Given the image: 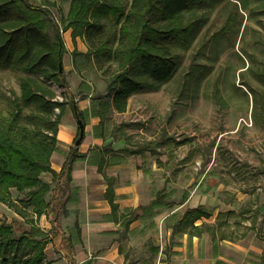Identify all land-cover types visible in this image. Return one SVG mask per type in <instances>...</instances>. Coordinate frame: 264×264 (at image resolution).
Returning <instances> with one entry per match:
<instances>
[{"label": "rangeland", "instance_id": "1", "mask_svg": "<svg viewBox=\"0 0 264 264\" xmlns=\"http://www.w3.org/2000/svg\"><path fill=\"white\" fill-rule=\"evenodd\" d=\"M29 2L48 7L62 23L71 0ZM185 20H194L196 26L190 46L175 43L179 66L174 77L157 89L134 94L127 115L106 120L95 131L111 142L108 161L121 158L143 174L144 203L159 194L172 203L141 214L129 229L113 231L115 242L124 264H187L172 258V249L184 234L170 235L168 229L173 231L189 206L200 201L211 216L196 225H203L202 231L215 250L225 240L237 244L254 238L259 252L263 250L254 264H264V0H197L185 13ZM77 62L75 70L84 78L78 92H91L86 76H97L92 104L99 108L107 97L103 72L93 74L92 68L80 59ZM71 63L74 56L66 51L64 72ZM23 76H27L23 71L0 68V112L9 111L20 97ZM65 77L67 80L68 74ZM38 78L46 81L56 96L66 98L57 107L59 111L55 109L56 114L71 108L68 88ZM94 151L89 160L99 162L100 151ZM23 197L13 191L14 199ZM15 218L24 223L13 210L0 205V219L11 222ZM51 220L53 228L48 231L61 237L67 234L61 221ZM38 224L41 227L39 220ZM70 231L69 242L46 247L53 264H75L67 253L57 251L64 246L74 252V246L82 244L75 227ZM94 257L96 254L86 264L98 261Z\"/></svg>", "mask_w": 264, "mask_h": 264}, {"label": "trees", "instance_id": "2", "mask_svg": "<svg viewBox=\"0 0 264 264\" xmlns=\"http://www.w3.org/2000/svg\"><path fill=\"white\" fill-rule=\"evenodd\" d=\"M196 1L71 0L66 19L59 23L48 7L32 6L29 0H0V68L27 74L20 78V97L9 111L0 112V203L24 220L0 219V264H53L46 247L57 245L62 238L57 232H46L38 220L44 214L55 219L57 207L63 209L65 202L61 204L59 199L67 193L75 162L85 157L72 147L60 173L51 166L64 109L56 114L61 103L54 101L55 92L38 76L69 88L59 65L60 56L67 51L62 32L72 29L73 41L82 37L88 45L87 53H73L75 67L80 59L85 67L103 72L108 92L99 105L103 119L111 108L125 112L134 94L157 89L174 77L179 66L174 47L191 44L196 23L186 21L185 13ZM71 107L85 125V113L73 97ZM78 137L79 132L76 140ZM44 173H50L57 183L54 190L42 178ZM14 190L25 197L14 199ZM50 193L53 196L48 202ZM105 197L115 213L118 206L111 188ZM171 206L159 194L148 205L129 211L121 226L129 229L141 213ZM209 216L203 205L189 209L173 233L194 234L200 230L195 222ZM75 229L81 236L78 223Z\"/></svg>", "mask_w": 264, "mask_h": 264}, {"label": "crops", "instance_id": "3", "mask_svg": "<svg viewBox=\"0 0 264 264\" xmlns=\"http://www.w3.org/2000/svg\"><path fill=\"white\" fill-rule=\"evenodd\" d=\"M72 32L73 30L70 29L64 33L68 54L72 56L75 50L87 53L89 48L84 38L77 37L76 42H74ZM92 70L93 74L101 72L95 67ZM65 73L68 74L70 96L74 98L79 110L85 113V119H89L85 124L84 138L81 144L76 146L75 142L79 132L78 118H76L72 107L64 111L61 124L59 125L57 150L51 157L52 168L57 173H60L74 145L80 154L85 155L84 158L78 159L74 164L72 181L67 187V193L63 200L59 199L61 204L65 202L64 207L63 209L62 206L57 207L58 213L54 219L61 221L62 227L64 225L63 231L67 233L62 234V243L70 241V230L78 223L81 229L80 238L82 244L75 245L74 252L71 251V248L67 249L64 246L57 248V251L62 254L67 253L68 257L71 256L70 259H75V264H86L89 257H93L94 254H96L94 258H97L98 261L91 264H111L110 261L115 264H124L125 261L119 254L118 244L115 242L117 237L113 235V231L116 232L120 227H123L121 224L129 216L128 213H125L126 210L130 209V211H133L141 205H148L152 200L148 204L142 201L143 174L136 169L134 170L131 165H128L126 161H122L121 158L114 157L113 160L108 161L111 156L108 153L111 150V142H108L102 133L96 134L95 131L99 126L107 122L106 120L111 121L115 116L127 115L130 112V103L125 112L120 113L111 108V112L109 114L105 112V117L102 119L99 116L101 109L94 108L92 104V96L96 86H94V81L97 76L87 75L88 79L86 81L91 84L92 90L91 92L79 94L78 89L84 78L79 76L78 71L75 70L74 63H71L66 68ZM102 77L107 84L105 77ZM104 90L106 95H108L107 86ZM94 150L100 151L99 162L89 160L92 152H95ZM42 178L47 183L52 184V190L56 188L57 183L53 182V177L50 173L42 174ZM109 188L113 190L115 204L118 206L115 213L110 202L105 197ZM52 196L53 194L51 193L48 195V202ZM0 205L3 204L0 203ZM201 205L205 207V204H201L199 201L197 204L189 206L188 210L195 209ZM166 216L164 215L163 217ZM201 219H205V217ZM137 220L133 221L129 228ZM39 221L42 229L46 232L53 228L52 224L54 222L51 217L44 214ZM196 222L195 226L200 227V230L198 232L194 231V234H184V238L180 239L179 244L172 249V252L175 253L172 257L174 260L179 259L187 264H254V261H259L256 256L262 257L263 250L259 252L258 244L254 238L248 243L246 240H242L237 242V244L225 240L224 243H220L218 250H215L202 231L203 225H196ZM168 234H173L172 229H168ZM66 237L67 239L65 240ZM50 244L55 246L54 243Z\"/></svg>", "mask_w": 264, "mask_h": 264}, {"label": "water", "instance_id": "4", "mask_svg": "<svg viewBox=\"0 0 264 264\" xmlns=\"http://www.w3.org/2000/svg\"><path fill=\"white\" fill-rule=\"evenodd\" d=\"M59 65H60V71L61 73H63L64 68H63V57L62 56H60ZM78 125H79V137L75 142L76 146H79L81 144L84 138V135H85V125L83 124L82 120L78 119Z\"/></svg>", "mask_w": 264, "mask_h": 264}, {"label": "built area", "instance_id": "5", "mask_svg": "<svg viewBox=\"0 0 264 264\" xmlns=\"http://www.w3.org/2000/svg\"><path fill=\"white\" fill-rule=\"evenodd\" d=\"M65 100L66 98L62 96V94L57 95L56 98L54 99V101L58 103H63ZM56 111H59V109L56 108Z\"/></svg>", "mask_w": 264, "mask_h": 264}]
</instances>
